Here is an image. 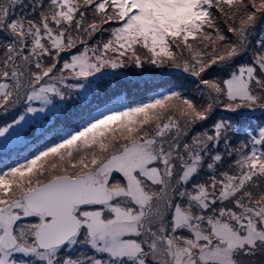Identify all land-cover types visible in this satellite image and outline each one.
I'll list each match as a JSON object with an SVG mask.
<instances>
[{
    "label": "snow or ice",
    "instance_id": "6c2138e0",
    "mask_svg": "<svg viewBox=\"0 0 264 264\" xmlns=\"http://www.w3.org/2000/svg\"><path fill=\"white\" fill-rule=\"evenodd\" d=\"M0 264H264V0H0Z\"/></svg>",
    "mask_w": 264,
    "mask_h": 264
},
{
    "label": "rangeland",
    "instance_id": "374dc122",
    "mask_svg": "<svg viewBox=\"0 0 264 264\" xmlns=\"http://www.w3.org/2000/svg\"><path fill=\"white\" fill-rule=\"evenodd\" d=\"M131 76L132 79H139L142 82H148L149 84H154L151 88L143 91L142 88H138V90L133 89L132 87L136 84L132 82L130 84L126 83L125 91H127L130 101H139L142 97L148 96L152 94V90L155 88L156 90H163L164 87H167L169 82L175 84H181L182 81L178 80V73L165 70L161 72L160 70L155 71H145L140 72L139 70L130 69L126 71V75L124 76V80L128 79ZM135 81V80H134ZM140 92L139 96L138 93ZM141 95V96H140Z\"/></svg>",
    "mask_w": 264,
    "mask_h": 264
},
{
    "label": "trees",
    "instance_id": "16d2710c",
    "mask_svg": "<svg viewBox=\"0 0 264 264\" xmlns=\"http://www.w3.org/2000/svg\"><path fill=\"white\" fill-rule=\"evenodd\" d=\"M135 70V69H134ZM135 80V81H134ZM126 83L130 84L132 82H135L136 84L132 87L135 90H138V88L143 87L142 90L145 91L149 88H151V86H153L154 84H158V83H153V84H149L148 82H142L139 79H132L131 76L125 80ZM140 94V92L138 93V95L136 97H138ZM141 96V95H140ZM144 98V97H142ZM141 100V99H140Z\"/></svg>",
    "mask_w": 264,
    "mask_h": 264
}]
</instances>
